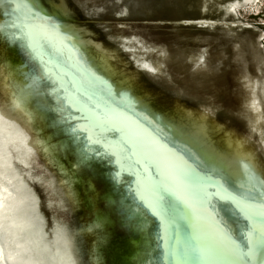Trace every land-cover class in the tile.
I'll return each mask as SVG.
<instances>
[{
    "label": "bare ground",
    "instance_id": "obj_1",
    "mask_svg": "<svg viewBox=\"0 0 264 264\" xmlns=\"http://www.w3.org/2000/svg\"><path fill=\"white\" fill-rule=\"evenodd\" d=\"M262 2L263 0H225L219 2L218 6L222 8L225 13L237 17L239 6L249 7L247 10H253V14H255ZM18 5L19 8L17 9ZM70 8L71 7L68 6L66 0H0V43L2 42L8 45V43L12 42L14 46L19 44L24 45L22 40L26 42L25 37L28 35L27 38H29V44L40 58L45 69L55 67L58 72H60L62 71L61 65L67 66V61L73 65L69 48L67 47V43H65L69 41L70 37L77 45V56H79L84 63L89 64V67L92 66L96 70L98 69L103 75L108 77L118 93H130L131 96L139 100L142 109L145 111L151 110L160 115L175 129L174 132L184 136L188 143L194 145L199 152L206 154L209 161L211 160L214 163L225 165L227 171L231 174H234L237 167L248 166L255 168L262 177H264V162L259 158L257 148L249 145L248 141L250 137L248 134H245L244 132L236 133L220 121L210 118L208 111L204 108H192L180 102H176L173 108V113H167L151 107L146 102V98L141 93L142 91L138 92L136 91L137 89L134 90L132 88L133 74L125 72L124 70L126 69H121L112 61L114 56L112 52L113 49L105 46L100 40L92 36L91 31L86 25L81 23V21L80 23H77L71 19L69 16V11H71ZM86 11H89L88 8ZM117 14H119V16L121 14L123 15V10H120ZM13 17L15 18L12 19ZM223 21V18L197 16L181 19L179 23L183 25H194L197 27H208L219 24ZM235 21H238V17L229 20L228 23L231 22L232 24H236ZM67 27H70L71 30H68ZM64 28H66L67 34L64 31ZM263 36L259 35V39L263 38ZM66 37H68V40ZM39 42L42 45H39ZM49 46H51V49L54 47L57 52L61 54L63 63L59 62L58 58V62L53 63V61H50L51 53L47 50ZM123 46L126 48L138 47L143 50L155 48V46L144 44L141 39H138L133 35L124 36ZM3 48L4 45L0 44V133L3 132V130H6L10 136L14 135V137L13 142H10L6 147L0 144V158L9 159V162L11 161V157L13 160L14 158L18 160V162H15L14 160L16 173L24 179L38 199L40 198L29 184V181L36 182L39 189L42 190L45 205L49 210L50 216V219L48 220L42 211L40 204L41 201H39V211L46 222L44 231L49 233V230L54 226H64L65 228L73 230H77L83 226L93 227L94 229H92V232L85 236L86 244H83L82 247L86 251H90L93 248H99V250H102L103 253L107 255V260L101 264H110L108 259L113 257V251L121 252L119 257L115 260L117 264H124L125 262H127V264H161V252L154 238V232L156 229L155 222L148 218L144 210H141V214L148 221V227L145 230H139L141 222L137 217L132 216L133 209L137 205L134 201L135 195L127 189L132 182L131 175H118L116 173L117 171L114 165L122 166L123 164L119 159L116 160V163H113L112 156L104 155L105 160L109 162V166L105 167L106 169H104V172H106L110 183V186L106 188L104 194H107L109 199H114V206H102L101 208L96 205L94 206L90 201L86 200L85 202L89 209L87 219L68 224L61 218V215L65 214L64 210L66 207H64L63 202L61 203L58 191L65 190V186L69 187L72 175L70 172L60 171L63 162L61 161L62 159L55 160L57 159V156L52 158V155L55 153L53 152L54 148L52 151L50 150V147L47 150H42V148L49 146L48 144L50 142L57 148L60 147L59 145L67 142L72 151L78 152L81 150L82 144L85 143L86 140L83 139L84 141H79L77 135L69 132L73 127V121L69 120V118L74 116V114L80 115L79 112L81 110L85 111L88 115L86 108L89 104L96 103V99L87 91L85 85L88 86V84H84L83 80H80L81 86H79L78 80L73 75L70 73H61L66 77L64 78L65 83L69 87L67 91L63 93V98L69 105L62 103L61 98L59 97V95L62 94V89L60 90L59 79L57 80V75L55 73L48 72L46 75L47 78L44 79L41 76L43 66L41 67L42 69H40L39 65L34 60L32 63L33 66H29L22 59L13 62L1 53ZM25 53H27V57H30L29 52L25 51ZM201 58L202 55H198L195 61L198 62ZM135 61L137 66L142 70L153 73L157 70L156 65L143 56L136 57ZM21 64H23V67H21ZM36 79H38L41 84L37 83ZM250 85L255 87V80L251 79ZM80 87H83V89H80ZM23 96L28 100V110L31 111L33 114L32 117L35 120H32L33 122L30 126L25 119V109L20 111L13 109L12 107L13 101L17 98H22ZM80 98L87 100V102L83 103L82 107L78 102L81 101ZM255 99L257 98L254 94L249 96L248 99L253 108H255ZM73 101L77 110L73 108L72 110L70 108ZM5 111H8L10 115H5ZM116 113L118 112H102V116L107 115L105 120L110 124H116L115 120H118L121 124H126L125 120H121L120 116ZM40 117H42L41 119L43 123L52 125L49 128L51 131L59 132L58 137L54 138L53 141L46 140V134H40L34 131L38 128L35 118ZM56 121H59V123H56ZM32 125H34V128ZM87 125L93 127L91 124ZM137 132H142V129H138ZM34 140L38 141V143L36 144V141ZM98 140L102 141L105 140V138L103 135H100ZM135 141L136 144L140 145L141 141H139L138 138ZM116 146L117 145H113L112 148L114 149ZM97 147L99 148V146ZM109 151L110 150H107V152ZM23 152H26L27 154V159L25 161L22 159ZM94 156L95 159H101V155ZM39 157H43L42 160L44 161L39 162ZM48 164L53 165L56 172L60 171L63 174H53L51 170L48 169ZM173 164L174 165L171 164V166L174 168L176 164L175 160ZM4 167H6V165ZM1 172L2 171L0 170V173ZM135 184L138 185L137 179ZM68 189L70 192L71 190L75 191V188L73 187ZM203 192L208 194L210 202L213 201L216 204H219L218 196L212 195L216 192L214 187L207 186L206 188L201 189L194 184L192 191V196L194 198L202 195ZM70 199H73V197H70ZM214 208L217 209L213 203H211V205L208 204L204 213L205 218L202 219L203 221L200 220L201 224L198 226L196 223V228L197 230L199 229L202 238L205 236L207 238L210 233L206 228L211 230V232L213 231V227L210 226H213V223L212 221L209 222L207 218L213 216ZM11 210L12 207L10 206V211ZM112 210L127 220L128 224L134 231H140L139 235L137 237L128 236L127 233H129V229L127 228L125 234L121 233L122 235L118 234L116 236L111 235V228L108 225L95 228L94 225L106 217L108 211L111 213V216L113 215L111 212ZM116 237H123L122 245L115 244L113 238ZM8 253L9 251L6 249L4 252L5 261H10ZM15 264H26V262H24L23 259H20Z\"/></svg>",
    "mask_w": 264,
    "mask_h": 264
},
{
    "label": "water",
    "instance_id": "obj_2",
    "mask_svg": "<svg viewBox=\"0 0 264 264\" xmlns=\"http://www.w3.org/2000/svg\"><path fill=\"white\" fill-rule=\"evenodd\" d=\"M223 14L226 13L223 11L222 15ZM197 15H200V13ZM14 18L15 17L12 19ZM67 28L68 30H71L70 27ZM64 31L67 34L66 28H64ZM27 37H25L26 42L22 40L24 45L19 44L14 46L12 42L8 43V45L14 49H20L25 54L26 58L29 61L31 60V63H33L34 60L39 65L40 69H42L41 67L43 66L41 76L44 79L47 78L46 75L48 72H53V74L55 73L57 75V80L59 79L58 81L60 84V90L62 89V94L59 95L62 103L69 105L63 98V93L66 92L69 87L65 83L64 78L66 77L61 73H70L78 80L79 86H81L80 80H83L84 84H88V86L85 85L87 87V91L93 98L96 99V103L98 101L102 105L106 103L111 111L118 112L116 114L120 116L121 120H125L126 122V124H121V122L115 120L116 124H110L105 120L107 115H103V119L99 122L101 126H98V122L95 119L85 118L88 115L85 111L81 110L79 112L80 115L74 114V116L69 118V120L73 121V127L69 132L77 135V139L79 141H82L83 139L86 140V142L82 144L81 150L78 152L72 151L70 145L67 142L59 145L60 147L58 148L55 145H52L53 143L50 142L48 144L49 146L42 148V150H47L50 147L51 151L54 148L53 152L55 153L52 155V158L57 156V159L55 160H61L62 155H60L58 151H63L66 149L69 150L73 156L68 159L67 163L61 160L63 163L61 164L62 168H60V171L70 172L72 176L70 178L71 182H69L70 185L68 184L69 187L65 186V190L58 191V194L60 195L61 203L63 202L64 207H66L67 210L70 211L73 209V207L80 206L81 213L77 216L71 217L69 216L68 212H65L64 215H61V218L68 224H72L76 221H84L87 219L89 209L85 202L86 200L90 201V203H92L94 206L96 205L101 208L102 206H114V199H109L108 195L104 194L106 188L110 186L109 178L106 172H104V169H106L105 167L109 166V162L105 160L104 155L112 156L114 161L113 163H116V160L118 159L123 162L122 166L113 164L116 167V173L118 175H131L132 182L127 189L129 192L131 191L136 197L135 198L133 196L137 205L133 209L132 216L137 217L140 220L141 223L139 230L142 231L148 227V221L141 214V210H144L148 218L153 220L156 225L154 238L161 252V264H171V257H168L165 254V241L162 238L165 234L162 222L158 216L149 210L147 201L145 199V194L141 191L138 185L135 184V181L137 179V181L144 180L146 183H151L159 179V173L173 169L171 164L174 165V159L169 155L170 153H175L177 156L187 160L189 163H191V160L189 159L190 157L198 159L202 162H208V156L202 152H199L194 145L188 143L184 136L174 132L175 129L171 127L160 115L154 113L151 110L147 109L148 111H145L142 109L140 107L141 104L139 103V100L131 96L130 93H118L114 85L109 81L108 77L103 75L98 69L96 70L91 65V67H89V64L84 63L81 58L77 56V45L70 37L69 41L65 43H67V47L69 48L73 65L67 61L66 65L68 67L61 65L62 71L60 72H58L55 67L51 69H45L44 65H42L40 61V58L30 46L29 38ZM66 39L68 40V37H66ZM238 40L240 41V38H238ZM38 44L42 45L40 42ZM51 46L47 48L49 53H51L50 61H53V63L58 62V58L59 62L63 63L61 54L57 52L54 47V49H51ZM158 48L161 51H168L165 45H160ZM25 51L30 53V57H27V53H25ZM244 51H246V47L241 43L240 53ZM1 53L7 59L13 62L18 60V58L15 57L6 47L1 50ZM159 60L165 64L168 70H171V68L167 65V60ZM204 64L206 69L213 75L214 83L217 89L225 95L232 97L233 104L238 110L241 106L251 105L248 100V94H254L256 98H258L261 91L263 92L261 87H257L256 89V85L255 87L251 85L250 91L248 93L240 89V85L237 80L247 77L249 71L248 68L241 63V60L239 58H234L233 55L229 56L228 59L210 56V58L204 61ZM220 64L221 67L219 66ZM21 65L20 66L23 67V64ZM171 72H173V70H171ZM36 80L37 83L41 84L38 79ZM80 89H83V87H80ZM19 99L22 101L21 107L25 109V113H27L25 119L30 126V124L33 122L32 120L34 119L32 117L33 114L30 110H28V100H26L24 96L22 98L20 97ZM80 100L81 101L78 102L82 107L83 103L87 102V100L81 98ZM146 102L148 103L147 100ZM70 108L77 110L74 101L71 103ZM13 109L15 108L13 107ZM41 118L42 117L35 118L38 128H36L34 131L36 133L46 134V140L53 141L54 136L56 134L58 135L59 132L51 131L49 128L52 125L43 123ZM56 123H59V121H56ZM87 124H91L93 127H90ZM32 126L34 128V125ZM73 129H75L74 132ZM118 129H123V131ZM138 129H142V132H137ZM100 135H103L105 140H98ZM13 137L14 135L10 136L6 130H3V132L0 133V144L6 147L10 142H13ZM137 138L139 141H141L140 145L136 144L135 140ZM126 139H130L135 142V149H131L129 154H131V151L134 150L137 153L135 158L142 161L141 165H134L127 159L112 154L115 151V148H112L113 145H119ZM37 143L38 141H36V144ZM87 144L91 145L92 154L90 155V158L83 160L81 151ZM97 146H99V148ZM107 150H110L112 153L110 151L107 152ZM96 152L101 154V159H95L94 155ZM22 156L23 161H25L27 159L26 152H23ZM14 160L15 162H18L17 159L14 158ZM14 160L12 157L10 162L9 159L0 158V170L2 171L0 173V264H15L20 259H23L26 264L104 263L107 260V255L104 254L102 250H99V248H93L90 251H86L82 247L83 244H86L85 236L92 232V229H94L93 227L83 226L77 230H73L65 228L64 226H54L49 230V233L44 231L46 222L39 211V201H41V208L44 207L48 209L45 205V199L43 197L44 195L39 197L40 199L36 197L33 190L26 184L24 179L16 173L14 168ZM5 165L7 168L4 167ZM253 169L260 176H262L255 168ZM244 171L245 167H237L232 176L235 180H239L243 177ZM98 182L104 183L103 191H98L95 188V184ZM192 183L193 185L197 184L195 181ZM32 186L35 188V184ZM71 187L75 188V191L71 190L70 192L68 188ZM39 191L42 192V190ZM70 197H73V199H70ZM211 203H213L217 209L220 207V204H216L213 201L209 204L211 205ZM10 206L12 207L11 211ZM111 212L113 214L112 216L108 211L106 217L95 224L94 227L96 228L103 225H108L111 228V235L115 236L121 233L125 234L126 228L129 229V233H127L128 236L137 237L139 235L140 231H134L128 224L127 220L122 218L120 214H117L113 210ZM221 216H223V213H221ZM49 217V215L48 217L46 216L48 220L50 219ZM207 220L211 222L212 217H208ZM199 222H194V224L187 230L185 234L187 235L190 232L193 238L207 241L210 238L212 232L206 228L210 233L208 234L207 238L206 236L202 238L199 229L197 230L196 228V223L197 226L201 224V222ZM210 226L213 227L212 225ZM116 227H119L121 230L116 231ZM225 227H227L234 240L241 244L244 243L248 231L247 222L245 220L242 218L237 219L235 217H225ZM168 235H172V230L169 231ZM116 238H113L115 244L122 245L123 237ZM6 249L9 251L8 254L10 261H5L4 252ZM120 253L121 252L113 251V257L108 259L109 263L117 264L115 260L119 257ZM124 264H127V262Z\"/></svg>",
    "mask_w": 264,
    "mask_h": 264
},
{
    "label": "rangeland",
    "instance_id": "obj_3",
    "mask_svg": "<svg viewBox=\"0 0 264 264\" xmlns=\"http://www.w3.org/2000/svg\"><path fill=\"white\" fill-rule=\"evenodd\" d=\"M223 1L225 0H66L71 7L70 18L77 23L81 21L92 36L113 49L112 61L121 69H126L125 72L133 74V89L142 91L154 109L173 113L176 102L192 108H204L210 118L220 121L236 133L248 134L249 145L257 148L258 156L264 162V0L255 14L253 10H247L249 7L239 6L236 24L228 23L236 16L227 13L222 15L223 10L218 3ZM87 8L89 11H86ZM120 10H123V15L119 16L117 13ZM197 16L223 18L224 21L208 27L179 23L181 19ZM131 35L141 39L146 45H165L168 51H161L159 46L147 50L126 48L123 46L124 36ZM259 35L263 38L259 39ZM241 43L246 47V51L242 53ZM0 44L15 57L33 66L20 49L2 42ZM198 55H202V58L196 62ZM231 55L239 58L249 71L247 77L237 80L240 89L248 93L253 79L256 89L261 87L263 90L255 100V108L249 105L241 106L238 110L232 97L217 89L213 75L205 67L204 61L210 56L228 59ZM140 56L152 61L157 70L153 73L140 69L135 61ZM159 59L167 60V65L173 72ZM56 137L57 134L54 138ZM58 153L66 163L72 157L67 149ZM42 159L43 157H39V162L44 161ZM47 167L53 174H63L56 172L51 164ZM29 184H35V188H32L36 189L39 197L43 196L36 182L29 181ZM95 188L103 191L104 183H96ZM42 210L48 217L49 210L44 207ZM64 211L74 217L81 213V207L75 206L70 211ZM120 230L116 227V231Z\"/></svg>",
    "mask_w": 264,
    "mask_h": 264
},
{
    "label": "snow or ice",
    "instance_id": "obj_4",
    "mask_svg": "<svg viewBox=\"0 0 264 264\" xmlns=\"http://www.w3.org/2000/svg\"><path fill=\"white\" fill-rule=\"evenodd\" d=\"M21 105L19 98L13 101V107L23 111ZM86 111L88 116L85 118L95 119L101 126L102 112L111 109L98 101L89 104ZM5 115L10 113L5 111ZM131 149H135V142L126 139L116 146L113 154L141 165L134 150L129 154ZM91 154V145H85L81 151L82 159L87 160ZM95 155L101 154L96 152ZM169 155L176 161L174 168L159 173L157 181H138V187L145 194L149 210L162 222L165 254L171 257V264H264V177L246 166L243 177L235 180L221 163L202 162L191 157L189 163L175 153ZM193 181L201 189L214 187L217 191L212 195L219 197L220 207L214 208L213 231L207 241L193 238L190 232L185 234L194 222L205 218L210 203L206 192L196 198L192 196ZM225 217L242 218L247 222V237L243 244L232 238L225 227ZM170 230L171 236L168 235Z\"/></svg>",
    "mask_w": 264,
    "mask_h": 264
}]
</instances>
